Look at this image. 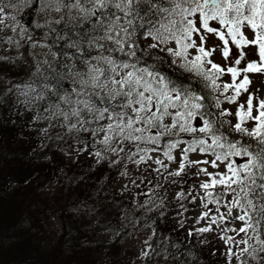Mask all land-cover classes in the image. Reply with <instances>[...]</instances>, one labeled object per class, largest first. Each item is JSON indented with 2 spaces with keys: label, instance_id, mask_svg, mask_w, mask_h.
Listing matches in <instances>:
<instances>
[{
  "label": "snow or ice",
  "instance_id": "6c2138e0",
  "mask_svg": "<svg viewBox=\"0 0 264 264\" xmlns=\"http://www.w3.org/2000/svg\"><path fill=\"white\" fill-rule=\"evenodd\" d=\"M39 2L19 0L12 8ZM43 2L50 42L42 46L49 49L50 59L37 62L34 75L43 76L42 63L51 81L43 76L46 82L39 92L34 80L22 89L17 86L25 97L17 102L27 105L33 102L30 93L43 99L51 92L55 102L50 107L56 109L52 118L62 117L70 132L88 133L94 145L102 146L94 155L103 159L105 152L111 153L120 158L114 164L154 161L159 173L169 167L153 155L162 151L176 165L168 176L182 178L196 168L195 175L205 179L176 193L181 201L199 200L203 208L196 223L206 221L205 226L189 229L188 236L217 232L226 264H264V99L249 91V74H264V0ZM51 14L59 18L53 21ZM0 17V24L16 20L3 7ZM53 23L58 27H51ZM209 36L219 43L209 46ZM249 48L254 51L245 50ZM61 59L71 63L61 64ZM170 67L184 78L169 74ZM69 78L71 87L65 90L60 81ZM225 103L235 110L223 107ZM190 153L207 158L191 159ZM180 207L188 210L182 203ZM145 245L141 258L151 264L157 253L147 241ZM174 247V253L165 250L166 264L170 259L184 264L179 245ZM185 255L192 256L190 251Z\"/></svg>",
  "mask_w": 264,
  "mask_h": 264
},
{
  "label": "trees",
  "instance_id": "16d2710c",
  "mask_svg": "<svg viewBox=\"0 0 264 264\" xmlns=\"http://www.w3.org/2000/svg\"><path fill=\"white\" fill-rule=\"evenodd\" d=\"M42 4L40 0L14 8V15L20 25L26 16V33L42 32L47 44L49 31L33 25ZM7 37L0 36V57L9 58L0 60V264H131L139 259L149 264L141 258L142 251L127 245L131 234L145 228L152 230L147 242L157 253L151 264H166L165 250L176 252L174 245H179L184 264H226L223 250L209 240L210 233L188 236L189 229L204 225L180 226L186 213L180 204L188 209L193 203L179 200L176 193L198 186V178L192 173L171 177L165 171L163 177L181 186L173 188L172 181L161 183L158 175L140 192L119 188L129 161L114 164L111 161L120 158L107 152L103 159L96 157L94 152L102 151V146L94 145L88 133L70 132L62 117L52 118L56 109L50 107L55 102L51 92L43 99L30 93L33 102L27 105L17 102L25 99L17 86L22 89L34 80L33 87L39 92L46 82L43 76L51 81L42 63L43 76L34 75L36 63L50 59V54L49 50L31 52V44L21 38L19 29L9 36L13 43H8L10 55L6 56L3 44ZM60 63L71 62L61 59ZM166 70L184 78L179 70ZM60 84L67 90L71 80L62 79ZM8 88L13 91L7 92ZM189 251L191 258L185 255ZM167 264L176 261L170 259Z\"/></svg>",
  "mask_w": 264,
  "mask_h": 264
},
{
  "label": "rangeland",
  "instance_id": "374dc122",
  "mask_svg": "<svg viewBox=\"0 0 264 264\" xmlns=\"http://www.w3.org/2000/svg\"><path fill=\"white\" fill-rule=\"evenodd\" d=\"M18 3H19V1L14 3L13 0H0V7L5 8L6 12L8 13V16L11 17V16H15L14 15L15 11H14V8H12V5H14V4L16 5ZM41 7H42L41 9H44V10L43 11L40 10V13H37V17H36V20H35L33 25L35 26L37 23H39V24L45 26L44 27L45 31H49V25L47 23L49 13L45 7L44 2H43ZM58 18H59L58 14H51V19L53 21L55 19H58ZM0 19H3V17H0ZM26 19H27L26 16L22 19V22L24 23L22 25L17 24V21H18L17 19L16 20H13L11 18L4 19V22L2 24H0V36L3 34H6V36L9 37L10 34L13 33V31H12L13 27L17 28L16 32H19V29L23 28V29H26V31H23V33H25V37L23 38L22 34L20 33L21 38L25 39L26 43H27L28 41H30L28 39V37L31 36L32 33H26L28 31V27L26 25V23H27ZM54 25H55L54 23L51 24V27H54ZM31 37L33 38L36 36H31ZM34 42L31 45V49H32V50H30L31 52L44 53L45 51L49 50L47 47L42 46V45L46 44V43H44L45 41L39 40V41H34ZM218 43H219V41H218L217 37L209 36V40H208L209 46H213V45L218 44ZM3 48H5V50H6V52H5L6 56H9L10 52H9L7 40L4 41ZM16 48L20 49L19 46H17ZM245 50L250 51V52L254 51V49H251V48L245 49ZM248 58L252 59L254 57L250 56ZM214 59L217 62H220L221 57H220L219 53L214 54ZM249 75H250V79L252 80V84L249 88V91L257 92L259 97L261 99H264V74L252 73ZM229 79L230 78L228 76H226V80H229ZM246 98H247V94L245 93L239 98L240 102L243 103L244 100H246ZM254 103H255V101H254ZM223 107L230 108L234 111L236 106L225 103L223 105ZM226 119H230V120H233V122H235L234 117H226ZM93 127H94V125H93ZM185 139H187V137H185ZM173 154L175 155L176 152L174 151ZM153 155H155L157 158H159L161 160H164V162L169 165L168 169L165 170V169L161 168L160 172L157 173L156 171H154V169L159 168L160 166L156 165L154 163V161H148L146 163H141L139 165L130 164L132 162H129L128 163L129 165H127V169L124 172H122L123 173L122 177L118 181V187L123 189V190L130 189V190H136V191L140 192V190H143L144 188L148 187L150 183L155 182V176H158V175L162 176V173L164 175L165 171L175 170V167H176L175 163L167 161V159L163 156L162 151L158 152V153H154ZM190 158L191 159H198V158L204 159L207 157H205L203 154L190 153ZM149 165H151V167H149ZM197 167H209L210 171H215L214 169H211L210 166H208V165H198ZM196 170H197L196 168H189L187 173H190V174L192 173V174H194V176H196L195 175ZM196 178H197V176H196ZM198 178L200 180L205 179V177H203L202 174ZM173 180L174 179H171V178L167 179L165 176L164 177L162 176L161 183H167V182L173 181ZM133 181H135V183H133ZM171 186L173 188H175V187H180L181 184L177 182L175 184H172ZM201 212H202V210H201V205H200L199 201H197L193 205H190L188 210L186 211L185 215L182 218L183 224H185V226H187V225H189V226L200 225V224L205 225L206 221H201L200 223H196V217ZM238 226L239 225H237V227ZM213 227H215V226H213ZM150 234H152V230L150 228H145V229H142L138 232H135L127 238L128 239L127 245L134 247V249L140 253L142 251L144 245H145V241H147L148 238L150 237ZM209 240L212 243H214L216 246H218L221 250H223V251L225 250V245H224L223 241L219 239V235L217 234V232H210ZM223 258H224V256H223ZM141 263H142V260L139 259L136 263H131V264H141Z\"/></svg>",
  "mask_w": 264,
  "mask_h": 264
}]
</instances>
